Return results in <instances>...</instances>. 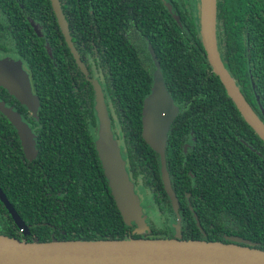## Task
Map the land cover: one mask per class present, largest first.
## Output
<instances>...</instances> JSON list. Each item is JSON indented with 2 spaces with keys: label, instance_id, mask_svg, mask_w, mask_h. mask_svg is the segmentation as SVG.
Segmentation results:
<instances>
[{
  "label": "trees",
  "instance_id": "obj_1",
  "mask_svg": "<svg viewBox=\"0 0 264 264\" xmlns=\"http://www.w3.org/2000/svg\"><path fill=\"white\" fill-rule=\"evenodd\" d=\"M59 1L71 36L83 21L81 49L74 46V54L50 0H0V58L10 53L25 64L39 98L32 159L23 154L9 120L0 116V188L29 227L24 236L0 201V234L28 241L171 237L176 214L163 187L159 156L141 136L142 101L152 84L150 65L154 68L150 54L105 36L103 0L92 7L102 14L97 21L90 19L89 0ZM78 1L86 6L78 7ZM140 1L149 6L139 7L141 12L155 7L152 0H132ZM188 1L176 4L177 21L171 20L174 28L165 32L176 36H159L154 44L163 80L179 108L165 158L178 199L181 238L229 241L226 236L234 235L264 250V142L213 71L194 15L185 6ZM216 33L224 45L221 55L217 40L224 66L264 122V0H216ZM239 38L248 43L244 68L237 60ZM108 49L111 56L105 64ZM87 51L99 59L101 69L93 71L88 65ZM107 65L113 80L109 96L115 104L106 105L114 136L120 133L123 140L126 171L135 192L136 187L146 190L151 209L166 218L162 225L148 221L149 229L142 232L123 220L95 145L92 81H98L107 99Z\"/></svg>",
  "mask_w": 264,
  "mask_h": 264
},
{
  "label": "water",
  "instance_id": "obj_2",
  "mask_svg": "<svg viewBox=\"0 0 264 264\" xmlns=\"http://www.w3.org/2000/svg\"><path fill=\"white\" fill-rule=\"evenodd\" d=\"M57 24L68 48L75 53L67 21L59 0H50ZM37 34L38 27L32 23ZM199 33L207 59L233 100L243 119L264 142V122L246 101L233 77L224 66L216 40V0H200ZM0 85L18 101L36 111L39 98L33 92L29 73L20 59L0 58ZM94 109L98 125L95 145L115 205L126 222H134L137 231L148 230L134 184L128 176L118 141L111 128L103 91L92 81ZM0 112L15 128L24 154L31 158L36 152L34 133L21 115L0 102ZM179 112L156 63L150 92L141 107V136L159 156L164 190L176 214L171 237H127L101 240L28 241L0 234V264H264V250L248 239L226 236L229 241L181 238V218L177 196L166 168L165 149L171 124ZM0 201L25 236L29 229L0 188Z\"/></svg>",
  "mask_w": 264,
  "mask_h": 264
},
{
  "label": "flooded vegetation",
  "instance_id": "obj_3",
  "mask_svg": "<svg viewBox=\"0 0 264 264\" xmlns=\"http://www.w3.org/2000/svg\"><path fill=\"white\" fill-rule=\"evenodd\" d=\"M197 2H198L197 0H189L188 5L185 4V6L189 8L188 9L189 15L190 14L194 15V18L196 20L195 22L198 26L197 29L199 30V22H198L199 19L197 20V16H196V12H195L196 11L195 5L197 4ZM100 3H101V0H89V5L91 6V8H89V13L92 14L90 17L91 21L92 20L97 21V19L98 20L102 19V17H100V15H102V14L99 12H95L92 9V7H94L95 5H99ZM152 3L154 4L155 7H152L150 10L141 12L139 7L148 9L149 6H148L147 1H145V2L144 1L132 2V0H105V1L103 0V5H104L103 21L107 25V28H105V31H106L105 36L109 37L110 39H112V36H116L118 39L121 40L122 44H129L130 46L138 48L139 50L145 49L146 51L149 52L150 57L153 61L152 63L154 64V68L152 67V65H150L152 68V81H153V73L156 69V63H158L156 61V55L154 53V44L157 41V39L159 38V36H176L173 33H165V32L167 30H170L171 27L174 28L173 22L171 20L177 21V19H176V14H177L176 4L179 5L180 0H162V4H160L159 0H152ZM77 5H78V7L81 5L86 6V3L78 1ZM134 8H136V10H134ZM164 13H167L168 16H165ZM78 14L80 15L79 18L82 20L83 19V16H81L82 11L78 10ZM178 22H179V19H178ZM79 23H77V27H76L77 33L72 35V36H74V38H72V36L70 34L69 35L71 37L72 43L74 44L73 46L79 47L81 49L80 39L83 37L82 36V30H84V26H83V21H80ZM165 24H167V25L165 26ZM68 28H69V26H68ZM61 34H62V32H61ZM62 36L64 38L63 34H62ZM182 36H186V35L182 34ZM217 36L218 35L216 33V40H218ZM239 36H242V35H239ZM243 36H246V35H243ZM64 41H65V39H64ZM150 42H152V45L150 44ZM218 42H219V46H221V48L219 47L220 51L222 52L221 55H224V47H223L224 45L222 46V40H218ZM65 43H66V41H65ZM247 44L248 43L246 42V38H242V39L239 38V44H238V49H237V54H238L237 60H238L239 66L241 68H244L247 64V61H248V53L246 50ZM66 45H67V43H66ZM107 51H108V53H106V55H105V58H106L105 64H107V60L111 56L110 49H108ZM4 56H9V57H12L13 59H19L18 57H15L14 54H10V53H8V55L6 54ZM85 58L87 59V63L92 68L93 71H96L97 68L101 69L99 67V64H100L99 59L97 60L96 57L95 58L91 57L90 51L86 52ZM158 65H159V63H158ZM23 67L28 72L24 63H23ZM105 69H107L106 71L108 73V80L106 83H104V87L107 90V94H108L107 99L108 100L105 99V97H104V99H105V102L108 101L107 103L109 104V106H112V104H115V101L110 99L109 91H108L112 87V83H113L110 65H107ZM29 76H30V74H29ZM30 82H31V78H30ZM236 85H237V83H236ZM31 86H32V83H31ZM151 86H152V84H151ZM32 90L34 92L33 86H32ZM12 97L14 99L18 100L14 95L10 94L3 86L0 85V102L2 101V102H4L5 105L16 110L21 115V118L23 119V121H25L28 124V126L31 128L32 132L34 133L35 149H36V128L34 125L37 123L36 122L37 118L35 117L36 118V120H35L33 118L34 112L32 110H30L29 108H27L26 106H24L23 104H21L19 101L18 102H19L20 106L18 107L17 102ZM171 98H172V96H171ZM172 100L174 101L173 98H172ZM174 103L176 104L175 101H174ZM0 116L5 117V115H3V113H1V112H0ZM118 144H119V148H120V152H121V147H120L121 143L118 142ZM186 145L187 144H185L183 146L184 151L187 148ZM20 146H21V143H20ZM21 149H22V146H21ZM22 152L24 154L23 149H22ZM36 152H37V149H36ZM36 152H35V154H36ZM34 155H33V157H34ZM121 155H122V153H121ZM33 157H31V158L27 157V158L32 159ZM122 158H123V156H122ZM136 192H137V190H136ZM186 196H187V198H189L188 193L186 194ZM28 229H29V227H28ZM18 230H19V228H18Z\"/></svg>",
  "mask_w": 264,
  "mask_h": 264
},
{
  "label": "rangeland",
  "instance_id": "obj_4",
  "mask_svg": "<svg viewBox=\"0 0 264 264\" xmlns=\"http://www.w3.org/2000/svg\"><path fill=\"white\" fill-rule=\"evenodd\" d=\"M197 1L198 2L195 5V9H196L195 12H196L197 20H198L199 16H200V0H197ZM198 22H199V20H198ZM94 134L96 135V137H98V131L97 130H95ZM117 141L120 143H123V140L120 136V133H119V137L117 138ZM136 189H137V196L139 199V203L142 207L143 214L146 215L147 224L149 223L148 221H151L152 223L155 222L159 225H162V223L166 220V218L163 215H161L158 210L156 213V212H154V211H156L155 209H151L152 204L146 200L148 192L144 189L140 190V189H138V187H136Z\"/></svg>",
  "mask_w": 264,
  "mask_h": 264
}]
</instances>
